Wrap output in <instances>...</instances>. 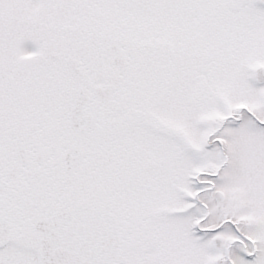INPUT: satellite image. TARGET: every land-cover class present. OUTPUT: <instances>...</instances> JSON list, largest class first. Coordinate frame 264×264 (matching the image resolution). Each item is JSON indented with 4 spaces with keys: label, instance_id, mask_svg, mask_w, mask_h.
<instances>
[{
    "label": "snow or ice",
    "instance_id": "1",
    "mask_svg": "<svg viewBox=\"0 0 264 264\" xmlns=\"http://www.w3.org/2000/svg\"><path fill=\"white\" fill-rule=\"evenodd\" d=\"M0 264H264V0H0Z\"/></svg>",
    "mask_w": 264,
    "mask_h": 264
}]
</instances>
